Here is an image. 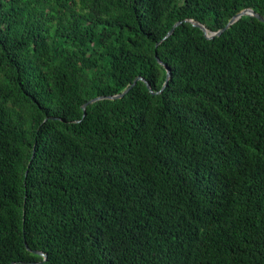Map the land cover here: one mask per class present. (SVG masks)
<instances>
[{"label": "trees", "instance_id": "1", "mask_svg": "<svg viewBox=\"0 0 264 264\" xmlns=\"http://www.w3.org/2000/svg\"><path fill=\"white\" fill-rule=\"evenodd\" d=\"M245 9L0 0V264H264V23L186 22Z\"/></svg>", "mask_w": 264, "mask_h": 264}, {"label": "water", "instance_id": "2", "mask_svg": "<svg viewBox=\"0 0 264 264\" xmlns=\"http://www.w3.org/2000/svg\"><path fill=\"white\" fill-rule=\"evenodd\" d=\"M244 16H249V17H254L256 19H258L259 21L263 22L264 23V17L261 16L260 14L256 13L254 10L252 9H245L241 12H239L238 14H236L229 22L228 24L221 30L217 31V32H214V31H211L209 30L206 26H204L203 24L199 23L198 21L196 20H186V22H190L194 27H197L199 28L205 35V37L209 40L211 39H214L215 37H219L221 36L225 31H227L233 24H235L237 21H239L242 17ZM183 22H178L174 25V27L170 30V32L167 34V36L165 37L168 38L170 37L175 29L177 27H179ZM159 63L166 69L167 71V77H166V81L162 87V89L155 93L151 87V85L149 84V82L147 80H145L144 78L142 77H138L132 85L129 86V88H127L123 93L121 94H118V95H115V96H100V97H97V98H94L92 100H90L89 102L85 103L83 106H82V109L84 111V117L86 116V109L89 105L97 102V101H100V100H106V99H109V100H115V99H120L122 97H124L136 84L138 81H144L147 85V88L149 89V91L152 93V94H159L161 92H163L168 84H169V81L172 77V73H171V70L169 69L168 65L163 63L161 60H159ZM26 247H27V250L28 251H31L29 246L26 244ZM34 254H37V255H40V256H43L45 258V260L47 259V254L41 252V251H32ZM13 264H16V263H13Z\"/></svg>", "mask_w": 264, "mask_h": 264}]
</instances>
